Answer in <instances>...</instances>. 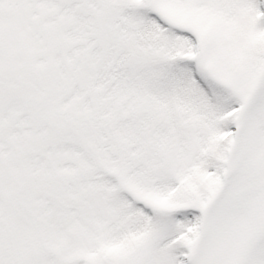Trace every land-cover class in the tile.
<instances>
[{
  "label": "snow or ice",
  "instance_id": "6c2138e0",
  "mask_svg": "<svg viewBox=\"0 0 264 264\" xmlns=\"http://www.w3.org/2000/svg\"><path fill=\"white\" fill-rule=\"evenodd\" d=\"M0 264H264V0H0Z\"/></svg>",
  "mask_w": 264,
  "mask_h": 264
}]
</instances>
